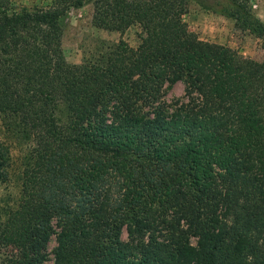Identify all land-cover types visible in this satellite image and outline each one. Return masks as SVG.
I'll list each match as a JSON object with an SVG mask.
<instances>
[{
    "label": "trees",
    "instance_id": "16d2710c",
    "mask_svg": "<svg viewBox=\"0 0 264 264\" xmlns=\"http://www.w3.org/2000/svg\"><path fill=\"white\" fill-rule=\"evenodd\" d=\"M189 1L0 0V115L30 140L0 264H264V54L199 39ZM192 1L264 39L250 0ZM87 4L97 27L139 26V44L69 63L66 17ZM9 166L0 143V182Z\"/></svg>",
    "mask_w": 264,
    "mask_h": 264
},
{
    "label": "rangeland",
    "instance_id": "374dc122",
    "mask_svg": "<svg viewBox=\"0 0 264 264\" xmlns=\"http://www.w3.org/2000/svg\"><path fill=\"white\" fill-rule=\"evenodd\" d=\"M52 0H10L12 10L33 9L46 7ZM252 13L264 23V0H250ZM93 7L91 4L71 9L66 17V25L62 38V47L66 60L77 64L92 55L101 44H111L124 39L132 47H136L142 37V31L137 25H132L124 32L110 31L97 27L92 22ZM188 28L197 34L199 39L222 44L236 49L243 57L261 60L264 54V39L254 33L243 31L235 25L231 17L213 13L202 9L196 2L189 1L184 15ZM185 85L182 81L176 82L171 89L164 92L163 99L166 105L175 98H182ZM174 107V106H173ZM0 143L8 148L10 166L9 178L0 182V216L15 206L19 199L18 175L23 168L24 158L28 152L30 140L21 134L9 131L2 115H0ZM215 170L220 171L218 168ZM57 230V229H56ZM122 240H128L126 229H122ZM195 243V239L191 240ZM56 245V236L53 235L48 244L49 263L53 258V248Z\"/></svg>",
    "mask_w": 264,
    "mask_h": 264
}]
</instances>
